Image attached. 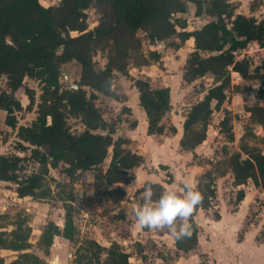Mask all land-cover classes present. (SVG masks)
<instances>
[{
	"label": "trees",
	"instance_id": "obj_1",
	"mask_svg": "<svg viewBox=\"0 0 264 264\" xmlns=\"http://www.w3.org/2000/svg\"><path fill=\"white\" fill-rule=\"evenodd\" d=\"M189 2L196 5L195 16L210 17L194 30H188L187 17L180 16L188 13ZM239 6L235 0H60L57 5L49 6L41 0H0V80L6 84V89L0 91V109L7 112L5 123L17 129V148L30 149V157L40 166L28 179L19 181L17 170L29 159L18 154H1L0 180L15 183L19 197L48 199L53 191L48 182L50 168L61 163L65 164L63 171L74 181L82 171L92 168L99 170L97 177L105 178L110 184L134 179L133 171L144 162V156L128 147L127 136H116V125L104 119L96 100L118 98L112 88L114 80L126 76L139 91L140 104L148 117V133L165 131L162 119L172 106L170 87H153L148 79L130 74L131 66L150 65L162 57L158 49L142 51L140 32H144L152 45L163 42L174 48L194 37L195 50L188 56L183 79L188 83L206 75L214 79L203 98L187 110L182 147L192 150L201 144L207 138L212 116L222 109L229 92L242 90L240 85L232 83L233 71L246 80L257 81V96L264 100V58L254 67L250 59L237 56L238 51L251 43L264 47V18L238 12ZM91 8L98 11V23L89 29ZM96 51L106 54L107 62L102 67L96 64ZM73 60L82 67L81 78L76 83L89 86V91L81 87L69 89L63 83L62 65ZM25 77L38 82L41 94L36 118L30 124H18L16 111L25 107L15 93ZM26 94L29 98L26 108L32 109L37 100L36 90L28 87ZM246 110L256 123L264 126L263 105H249ZM69 116L80 120L84 126L81 132L72 130ZM232 121L231 112L226 110L220 126L229 140H234ZM100 129L107 133L99 132ZM252 135L256 136L253 132ZM110 149V161L104 172L99 166L108 159ZM240 149L229 156L234 185L241 187L236 202L245 197L242 186L250 180L256 186H264L262 148L242 141ZM204 176L208 181L203 183L200 179L194 188L203 199L187 222L192 225V234L176 239V247L184 252L198 245L195 213L212 207L217 196L213 170ZM148 184L163 190L159 184ZM60 199L66 209L64 226L61 229L52 221L46 225L40 239L46 253L57 235L73 242L79 240L73 214L74 197L67 194ZM216 218H220L218 212ZM26 220L16 223L12 230L0 232V249L19 251L9 264H48L39 255L26 251L31 248L30 233L24 226ZM130 257L131 253L116 242L104 246L95 239L85 238L74 253V263L133 264ZM0 263L4 264L1 256Z\"/></svg>",
	"mask_w": 264,
	"mask_h": 264
},
{
	"label": "crops",
	"instance_id": "obj_2",
	"mask_svg": "<svg viewBox=\"0 0 264 264\" xmlns=\"http://www.w3.org/2000/svg\"><path fill=\"white\" fill-rule=\"evenodd\" d=\"M235 1L240 4L238 12L264 18V0L259 1L258 13L253 10L252 6L255 0ZM188 8L187 14L180 15L187 17L188 30L199 28L210 20L208 16H195L196 5L194 3L189 2ZM195 23L198 24L194 26ZM163 44L164 47L158 49L162 53L161 59L154 61L150 65L133 67L137 72L136 74L133 73V76L148 79L153 87H170L172 106L162 119L166 125L165 131L162 134L148 133V117L140 104L139 91L133 81L128 89L115 91L117 84L112 86L118 96L120 94L128 96L124 104L131 121L127 123V126L123 125L120 134L123 133V136H127L130 139L128 147L133 152L142 154L144 162L134 169L135 177L129 183L110 184L105 178L96 176L99 170L95 168L82 171L80 178L75 181L80 194L72 204L83 212V215L81 214L83 218L81 220L75 219V224L79 230V234L86 232L88 238L95 239L104 246H110L114 242L120 244L127 252L131 253L130 261L133 264H192V262L193 264H199L200 255H206V258H208L205 264H224L215 251L216 246L224 250L223 254L226 255L228 264H239L240 262L237 261V258L238 255L239 258L241 256L240 253L236 254L234 247L237 250L239 247H243L246 232L243 234L242 239L238 238L234 242V247L226 243L223 238L218 239L217 243L214 239L220 237L218 233L219 229L224 231L227 227L226 229L230 228L232 234H235V232L243 228L248 211L258 207L257 204L261 202H259V199L262 198L261 200L263 201L264 186L262 185L256 186L253 183L249 190H245V197L238 202L236 210H231L229 208L230 203L226 201V203L217 204L219 208L217 211L213 210L214 205L209 209H199L194 215V219L199 226L198 245L194 250L189 252L181 251L176 247V239L167 226L155 230L142 227L139 229L137 226L138 222L134 209L144 202L143 192L146 184L150 182L159 184L163 187V192L165 190H174L182 195L185 183L191 185L193 188L197 187L200 177L211 167V164L203 158H210L211 152L214 149L210 144L213 140L210 136V131L215 130L211 123L208 126L207 138L201 144L192 150L184 148L181 145V141L184 138L183 122L185 115L191 105L197 101L190 103L184 111H180L179 104L174 101V98L177 93H185V90L188 88L187 86H189L187 85L188 82L183 79V74L188 56L195 50V39L194 37H190L179 48ZM156 47V45L150 44L149 50L157 49ZM256 52L258 54L262 52V59L264 58V47L259 46ZM258 57L260 56L258 55L254 58L253 55L250 59L251 61L252 59L255 61L254 63L252 62L254 67L261 63L257 59ZM232 76L236 77V80L233 81L236 85L243 87L247 84L245 83L247 80L238 72L233 71ZM249 81L252 82L251 100H261L258 98L256 92L258 82L255 80ZM236 93L237 96L241 97L249 96V90H245L244 88ZM185 100L186 98L183 95L182 101ZM22 104L25 106L24 103ZM228 108L232 110V107L228 106ZM222 109L216 111L220 115L219 121L224 117ZM6 116V110L0 109V129H4L5 132L14 130V135H10L5 141L0 137V155L14 152V154L24 156L30 149L20 151L15 147L14 139L18 140L17 129L15 130L5 123ZM167 117L170 118L169 123L165 122V118ZM125 122L126 119H124V124H126ZM254 125L259 126L260 124L254 123ZM172 127H175L176 130H172ZM210 159L212 160L213 158ZM108 160L110 161V159ZM107 166L102 164V167L99 166V169H103L105 172ZM56 169L51 167L50 172H55ZM168 172L170 176L167 175ZM224 178L225 176H219L215 179L217 192L215 200L221 199L222 194L219 183ZM233 179V173L231 172V180ZM118 189H120V192H118ZM158 199L152 198V202L155 203ZM51 201L36 200L32 196L19 197L15 183L0 180V215L10 214L21 208H25L32 214L31 220L28 219L24 223V226L29 230V242L31 243V248L26 251L33 252L42 259L44 257L33 249L34 243L31 236L38 230L37 238L39 241L45 226L49 222H55L61 229L65 222L66 211H63L65 208L60 207L57 211V206L59 205L53 204L54 202L64 204L63 201L60 199L57 201L51 199ZM90 202H94V204ZM262 207L264 208V204H262ZM58 212H62L63 218L58 216L61 221L56 220L55 215H59ZM217 212L220 214V218H216ZM80 221L81 224L79 225L78 222ZM82 221L86 225L83 229ZM262 221L264 222V219ZM227 222H229V226L226 225ZM261 229V224H252L247 229L248 233H253L254 244L256 246L264 243V240L257 238ZM4 230H6V226L0 224V232ZM80 236L82 237V234ZM56 239L59 240V245L51 247L49 253L52 252L54 255L55 264H69L66 256H74V253L68 251L72 241L61 235H57ZM18 254L19 251L0 249V256L4 259V264H9L18 257ZM44 260L49 264L47 258ZM73 263L74 260L71 261V264Z\"/></svg>",
	"mask_w": 264,
	"mask_h": 264
},
{
	"label": "rangeland",
	"instance_id": "obj_3",
	"mask_svg": "<svg viewBox=\"0 0 264 264\" xmlns=\"http://www.w3.org/2000/svg\"><path fill=\"white\" fill-rule=\"evenodd\" d=\"M58 0H42V4H44L45 6H49V5H53L54 3H56ZM259 1L260 0H255L253 3V10L258 13L259 9H258V5H259ZM263 1V0H261ZM89 13V18H88V22H89V29L94 28L97 23H98V11L96 8H91L88 10ZM182 15V14H181ZM184 15V14H183ZM198 23H195L194 26H196ZM72 34H77L76 32H73ZM140 37L143 39V47H142V51L144 53H148L149 48H150V43L149 41L146 39L144 32H140L139 33ZM157 49H160L159 46L156 47ZM105 52L102 51H96L95 52V60H96V64L100 67L104 66L107 62V58L105 56ZM259 61H262V52H259V54L257 52L254 53V58H256ZM252 62L254 63L255 61ZM81 64H79L76 60H73L71 62H68L66 64L62 65V72H67L70 76H71V80L73 82H78L81 78ZM133 73L136 74L137 72L133 69V66L130 67V74L133 76ZM135 77V76H134ZM5 78V77H4ZM236 80V77L232 76V83L234 85H236L233 81ZM62 81L65 84L66 81L64 79V77L62 76ZM132 80L126 76H118L115 80H114V84H117V86L115 87V91L119 90V89H128L129 86L131 85ZM214 83V79L212 76L210 75H206L202 78H199L191 83H188L187 86V90H185V93H177L175 94V98L174 101L176 103L179 104V110L180 111H184L185 108L188 107V105L192 102H196L199 99L203 98L206 90ZM247 84H245V86H241L242 88H244L245 90H249V96H237L236 91H230L228 96L229 98L226 100L225 104L223 105V109H222V114L225 115V111L228 110L231 112L232 116H233V121H232V126H233V133H234V140H229L228 137L226 136V133L221 129L220 126V121H219V116L217 112L214 113V115L212 116L211 119V124L213 125V127L215 128V130H211L210 131V136L213 138V140L211 141V146L214 147V149L211 152V157L213 158L212 160L210 158H203L205 161L209 162L211 164V167L208 168L207 171L209 170H213L214 172V179L218 178L219 176H225V178L223 180L220 181V192H221V199L219 200H213V205L215 207H213L214 211H217L219 208L217 207L218 203H223V202H228L229 204V208L231 210H236L237 209V204L238 202H236V196H237V192L238 189H240L241 187H237L234 185V179L231 180V167L229 164V156L232 153L238 152L240 151V145L242 143V141H247L249 142L251 145H256V146H260L264 152V126H257L254 125V123H256L252 117L251 114L246 110V107H248L249 105H263L264 106V100H255L252 101V97H251V85L252 82H250L249 80H247V82H245ZM113 84V85H114ZM34 88L36 90V103L34 105V107L32 109H28L26 108V106L29 103V98L28 95L26 94V88ZM6 89V84L4 80H0V91ZM234 93V94H233ZM41 91L38 85V82L35 81L34 79H31L29 77H25L23 85L16 91L15 96L17 99H19L22 103H24V107L22 110L16 111V115L18 117V124H30L37 116V103H38V97L40 96ZM183 95L185 96L186 100L182 101L183 99ZM128 99V96H126L125 94H120V96H118L117 100L115 98L114 99H109L106 97H99L96 100V104L98 106V108L100 109L103 117L105 120H107L108 122L115 124L116 125V129H117V135H119L121 133V130L123 129V125L127 126V123L130 122V118L129 115L127 114L128 111L126 110V106H125V100ZM262 103V104H261ZM228 106L232 107V110H229ZM250 114V116L248 117V115ZM124 119H126V124H124ZM68 122L72 128V130L74 132H81L84 129L83 124L80 122V120L74 116H69L68 117ZM165 122L169 123L170 122V118L167 117L165 118ZM258 124V123H257ZM124 126V127H125ZM219 128V130H218ZM15 129V128H13ZM16 130V129H15ZM219 131V132H218ZM252 132L255 133L256 136L252 135ZM10 135H14V130H9L7 132H5L4 129H0V137L3 141H5L6 139L9 138ZM15 141V147L16 143L18 140L14 139ZM214 142H216V144H214ZM32 147V146H30ZM21 151V150H20ZM8 154H14V152L12 153H8ZM26 156L30 161H26L25 164H28L30 166V168H34V170H38L40 166H38L37 160H35V162L33 161V159L30 157L31 156V150L26 152V154L24 155ZM245 157V155H243ZM111 157V149H110V155L108 157V159H110ZM105 161V165L107 166V164H109V160ZM64 163H61L57 169L55 170V172H50L49 174V178H48V182L52 187V196L48 199H36V200H49L51 201V199L54 200H59L62 197H65L67 194H71L74 197V200L76 199L77 196H79L80 194V190H77V185L75 183V181L70 178L64 171ZM205 172V173H206ZM55 173V174H53ZM205 173L200 177V179H203V183H205L206 181H208L207 177H205ZM225 173V174H223ZM79 175H82V172ZM168 176H170L169 172L167 173ZM56 176V177H55ZM78 178V179H79ZM77 179V180H78ZM58 183V186H57ZM253 182L250 180L246 185L242 186L244 187V189L247 191L250 189V186H252ZM151 189L153 192V197L152 198H159V196L161 195V193L163 192V190H160L158 187L156 186H152L151 185ZM262 199V198H261ZM259 199V202L257 204V208H252L250 211H248L246 217H245V225L243 226V228L241 230H239L238 232H235V234H232V231L230 228L226 229L224 231H222L221 229H219V235L220 237L217 239H214V241H216V243L218 242V239H224L226 243L230 244L232 247H234V242L239 238L242 239L243 234L246 232V239H245V243L243 244V247H239L238 250L236 247H234L236 254L240 253V258L238 255V260L240 263L239 264H264V243H261L259 246H256L254 244V237H253V233L249 232L248 233V226L252 225V224H261L262 225V229L260 230L259 234L257 235L258 239H262L264 240V222L262 221L264 219V208L262 207V204H264V198L263 201ZM61 200V199H60ZM223 200V201H222ZM52 202V201H51ZM225 202V203H226ZM64 203V202H63ZM92 204H94V202H90ZM54 205H59L57 206V211L58 208L60 207H64V204L62 203H57L54 202ZM74 206V204H73ZM65 208V207H64ZM63 211H66V209H64ZM98 211V210H95ZM59 215H55L56 216V220L57 221H61L60 218L58 216H60L61 218H63L62 212H58ZM73 214H74V219H82L83 218V212H81V210L77 209L74 206V210H73ZM82 214V215H81ZM32 218V214L30 212H28V210H26L25 208H21L20 210H17L15 212H12L10 214H4V215H0V224L1 225H5L6 226V230H12L13 228L16 227V223L20 222L23 219H29L31 220ZM189 219V218H188ZM188 220H182L181 218H177L176 220V225L178 226L181 223H187ZM229 222H227V226ZM78 224H81V221L78 222ZM85 224L82 221V229L83 227L85 228ZM139 229L140 226L139 224L137 225ZM46 227V226H45ZM119 227V226H118ZM137 228V227H136ZM122 229V228H121ZM120 229V230H121ZM123 230V229H122ZM81 231V228H80ZM82 234V237L80 236ZM79 234V240L76 242L71 243V247L68 251H71L72 253L76 252L77 246L78 244L83 241L85 238L87 237V233L83 232ZM38 230H36L35 234L31 236V239L34 243V251H38L43 257L44 259L47 258L49 260V264H55L54 262V255L52 254V252L47 253L44 252V248L43 246L40 244V240L38 241ZM231 241V242H230ZM59 245V240L56 239V236L54 238V243L51 247H57ZM215 251L217 252V254L219 255V258L223 261L224 264H228L227 259H226V255L223 254L224 250L222 248H219L218 246H216ZM178 256V255H177ZM66 259L69 260V264H71V261L74 260V256L73 255H69L66 256ZM208 260V258H206V255L202 256L200 255V258L198 260L199 264H205V261ZM75 264V263H73ZM193 264V262H192Z\"/></svg>",
	"mask_w": 264,
	"mask_h": 264
},
{
	"label": "clouds",
	"instance_id": "obj_4",
	"mask_svg": "<svg viewBox=\"0 0 264 264\" xmlns=\"http://www.w3.org/2000/svg\"><path fill=\"white\" fill-rule=\"evenodd\" d=\"M152 197L151 185L148 184L143 192L144 202L134 209L139 226L152 230L167 226L177 240L191 236L192 225L181 223L177 226L176 220H187L201 203L202 194L185 183L182 195L174 190H165L155 203L152 202Z\"/></svg>",
	"mask_w": 264,
	"mask_h": 264
},
{
	"label": "built area",
	"instance_id": "obj_5",
	"mask_svg": "<svg viewBox=\"0 0 264 264\" xmlns=\"http://www.w3.org/2000/svg\"><path fill=\"white\" fill-rule=\"evenodd\" d=\"M258 48H259V45L257 43H255V42L251 43L247 46V48L238 51L237 56L240 59L241 58L251 59V57L254 55V53L257 51ZM28 161H30V160H28ZM33 161L35 162L34 159H33ZM27 164H25V163L21 164V167L17 170V175H18L19 181H23V180L28 179L34 172H36V170H34L35 167L32 169ZM36 164H38V166H39L38 162Z\"/></svg>",
	"mask_w": 264,
	"mask_h": 264
},
{
	"label": "water",
	"instance_id": "obj_6",
	"mask_svg": "<svg viewBox=\"0 0 264 264\" xmlns=\"http://www.w3.org/2000/svg\"><path fill=\"white\" fill-rule=\"evenodd\" d=\"M59 1H60V0H58L54 5H57ZM158 45H159L160 48H163V47H164L163 42L159 43ZM62 76L64 77V79H65V81H66V84H67L66 86H67V88H69V89H70V88L78 89V88L81 87V88H83V89H85V90H87V91L90 90V87H89V86H86V85H80L79 83H75V82H73V81L71 80V76H70L67 72H62ZM99 132H101V133H103V134H106V133H107V131H106V130H103V129H100ZM121 135H124V134L122 133ZM100 167H102V165H100Z\"/></svg>",
	"mask_w": 264,
	"mask_h": 264
}]
</instances>
